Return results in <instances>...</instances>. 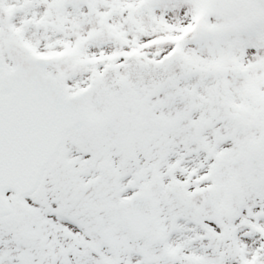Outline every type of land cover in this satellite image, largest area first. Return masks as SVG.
Segmentation results:
<instances>
[{
	"label": "snow or ice",
	"instance_id": "obj_1",
	"mask_svg": "<svg viewBox=\"0 0 264 264\" xmlns=\"http://www.w3.org/2000/svg\"><path fill=\"white\" fill-rule=\"evenodd\" d=\"M0 264H264V0H0Z\"/></svg>",
	"mask_w": 264,
	"mask_h": 264
}]
</instances>
